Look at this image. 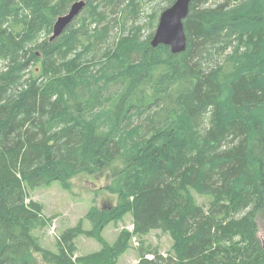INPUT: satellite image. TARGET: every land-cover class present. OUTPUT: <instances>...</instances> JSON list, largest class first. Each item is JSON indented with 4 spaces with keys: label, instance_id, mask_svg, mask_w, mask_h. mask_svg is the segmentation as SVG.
I'll return each mask as SVG.
<instances>
[{
    "label": "trees",
    "instance_id": "trees-1",
    "mask_svg": "<svg viewBox=\"0 0 264 264\" xmlns=\"http://www.w3.org/2000/svg\"><path fill=\"white\" fill-rule=\"evenodd\" d=\"M73 1L0 0V264H34L38 252L117 264L131 239L136 264H264V0H191L180 53L152 46L140 24L110 37L105 19L125 27L140 0H87L50 39ZM116 161L113 209L91 207L88 229L79 220L55 251L42 247L34 231L52 217L26 188ZM127 213L132 229L104 241ZM152 230L170 236L169 251L146 242ZM81 235L100 249L75 256Z\"/></svg>",
    "mask_w": 264,
    "mask_h": 264
},
{
    "label": "rangeland",
    "instance_id": "rangeland-1",
    "mask_svg": "<svg viewBox=\"0 0 264 264\" xmlns=\"http://www.w3.org/2000/svg\"><path fill=\"white\" fill-rule=\"evenodd\" d=\"M87 2V0H84ZM164 4L161 0H140L138 14L134 19H130L124 27L119 22V16L116 17V23L111 22L112 16L105 19L109 28L110 37L117 39L120 36L127 35L131 26L140 24L143 26L140 35L145 37L149 31L154 32L157 21L154 23L153 29L149 26V15L153 11H157V18L163 9ZM82 15L87 17V14L82 12L76 20ZM116 15V14H115ZM157 20V19H156ZM131 23H134L130 25ZM120 162L116 161L106 168H103L97 173H78L70 176L64 181H53L47 185H42L34 188H26V201H36L42 205V212L45 217H52L49 225L43 229L35 230L34 234L38 236L42 247L56 250L55 240L60 232L71 225L83 221V227L88 229L90 226L84 216L86 212L95 207L98 210L109 211L116 205L117 195L107 189L108 184L117 171L120 169ZM199 204L205 205L207 202L203 197L194 195ZM132 229V219L129 213L124 214L122 219L116 222H108L100 231L102 239L111 243L120 229ZM260 234L264 231V218L259 219ZM145 240L152 246L157 247L160 252L169 251L171 238L167 233L160 230H152L145 236ZM76 252L75 256H83L100 249L101 245L95 238H90L81 235L75 239ZM138 242L136 239H131L129 248L118 257L117 264H136L139 258ZM34 264H54L43 260L41 254L33 253ZM76 264H93L89 261L79 260Z\"/></svg>",
    "mask_w": 264,
    "mask_h": 264
},
{
    "label": "water",
    "instance_id": "water-1",
    "mask_svg": "<svg viewBox=\"0 0 264 264\" xmlns=\"http://www.w3.org/2000/svg\"><path fill=\"white\" fill-rule=\"evenodd\" d=\"M191 0H174L173 3L161 10L157 18L155 30L150 44L169 47L172 53H180L186 49V35L183 20L188 15ZM85 7L84 0L73 1L68 10L57 16L52 25L50 39L57 37Z\"/></svg>",
    "mask_w": 264,
    "mask_h": 264
}]
</instances>
